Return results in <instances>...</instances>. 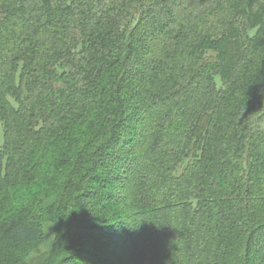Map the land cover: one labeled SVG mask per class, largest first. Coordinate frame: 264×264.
<instances>
[{
  "label": "trees",
  "instance_id": "1",
  "mask_svg": "<svg viewBox=\"0 0 264 264\" xmlns=\"http://www.w3.org/2000/svg\"><path fill=\"white\" fill-rule=\"evenodd\" d=\"M0 132V264H264V0H0Z\"/></svg>",
  "mask_w": 264,
  "mask_h": 264
},
{
  "label": "rangeland",
  "instance_id": "2",
  "mask_svg": "<svg viewBox=\"0 0 264 264\" xmlns=\"http://www.w3.org/2000/svg\"><path fill=\"white\" fill-rule=\"evenodd\" d=\"M3 141V135L2 132H0V146ZM49 243H28L19 246L18 248L14 249V253L18 256H20L21 260L25 262L28 259H33L36 256H38L41 252L48 250Z\"/></svg>",
  "mask_w": 264,
  "mask_h": 264
},
{
  "label": "clouds",
  "instance_id": "3",
  "mask_svg": "<svg viewBox=\"0 0 264 264\" xmlns=\"http://www.w3.org/2000/svg\"><path fill=\"white\" fill-rule=\"evenodd\" d=\"M68 255V253L67 252H62L61 254H60V259H63L64 257H66Z\"/></svg>",
  "mask_w": 264,
  "mask_h": 264
}]
</instances>
